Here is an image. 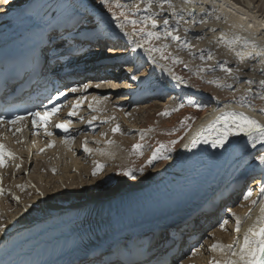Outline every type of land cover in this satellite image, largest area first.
Wrapping results in <instances>:
<instances>
[{"label":"bare ground","instance_id":"bare-ground-1","mask_svg":"<svg viewBox=\"0 0 264 264\" xmlns=\"http://www.w3.org/2000/svg\"><path fill=\"white\" fill-rule=\"evenodd\" d=\"M116 3L123 4L124 8H116ZM121 11L129 19L139 22L135 26L126 23L123 28L119 27L123 22ZM83 17L88 20L85 25L81 22ZM142 18H148L147 22H143ZM153 19L156 20L155 28L152 27ZM165 19L169 21L168 25L163 24ZM25 28L27 32L23 33ZM39 29L44 33L49 30L51 41L72 38V42L80 45L91 43L92 52L101 54L98 57H115L124 51L128 55L119 63L92 64L91 60L95 61L96 56L88 58L89 49L81 50L77 57L88 59L77 66H89L94 73L82 76L81 81L86 83L78 90L84 93L72 97L59 116L48 120L51 121V128L48 127L47 132L51 135L45 132L47 125L43 126L38 134L40 137L42 133L47 136H33V142H38L37 146H33L31 139L27 143L25 134L20 136V141L7 133L3 141L15 155L6 157L5 166L0 167V225L4 226L0 231V247L9 238L29 233L36 226L52 224L77 210L87 214L91 209L95 211L94 207L98 204L133 195L137 190L178 177L182 173L177 166L178 159L184 156L189 140L200 127L218 130L222 121L216 123L215 120L221 112L243 110L264 123V86L259 83L264 79V56L253 55L264 53V0H153L151 7L147 6V0H109L108 4L102 3V0H7L2 4L0 0V45L13 40L18 32L24 37H31ZM140 29L145 32L159 31L160 39L149 41ZM165 30L180 39L165 36ZM95 37L102 39L92 42ZM133 38L143 46L137 48ZM106 47L108 52L104 51ZM152 48L162 51H150ZM144 66L148 71L142 74ZM121 76L124 79L119 84ZM176 76L182 79L177 80ZM95 78L109 80L111 85L125 86L128 88L126 93L130 94L128 97L126 94L116 95L115 98L102 91L90 94L91 85H86L88 81L85 79H93L90 80L93 82ZM166 88L168 93L161 97L156 95L157 99L189 94L207 102V110L195 119L180 149L161 167L139 180L126 179L108 193L95 190L97 177L110 169L116 159H123V148L130 140L125 131L134 127L133 122L138 120L136 110L126 111L122 107ZM175 91L178 93L173 94ZM160 103H164L163 100ZM118 104L123 106L119 109ZM73 111L77 119L70 115ZM63 122H68L67 128L72 127L70 135H66L68 130L56 126ZM114 122L121 127L119 134L111 131ZM230 138L233 145L227 147L226 144L225 153L216 159L207 177L194 191L193 208L184 216L192 215L194 208L210 209L212 203L230 187L240 184L237 172L242 163L252 159L256 153L264 152V143H255L247 135ZM85 145L90 151L85 150ZM97 164L103 165V168L93 175ZM263 173L253 179L249 188L264 184ZM161 186L166 188V184ZM145 202L150 203L149 200ZM249 206L248 201H239L235 197V202L228 207L229 211L223 207L221 215L215 214L218 218L214 223L211 222L215 219L213 215L200 225L202 230L207 228L202 234L207 235L206 243L201 244L203 239L200 236L187 251L195 250L193 254L198 257L187 259L191 255L187 257L185 252L176 262L169 264H213L214 261L224 264L226 260L233 259L231 252L239 249L244 233L258 223L257 218L262 215L264 191L257 203ZM145 212L149 217L155 215L149 210ZM237 218L240 220L239 232L236 231ZM223 219L229 223L224 222L222 228V224L217 223ZM163 222L161 219L154 224L161 226ZM211 226L213 229L207 232ZM147 230L149 227L139 226L121 231V234L109 238L103 247L110 255L120 259L130 254V250L139 248L142 238L138 232ZM127 239H130L128 244L124 243ZM213 244L222 247L213 249ZM228 245H232V249ZM82 254L84 252L77 251L63 261L48 264H67L82 258Z\"/></svg>","mask_w":264,"mask_h":264},{"label":"rangeland","instance_id":"rangeland-1","mask_svg":"<svg viewBox=\"0 0 264 264\" xmlns=\"http://www.w3.org/2000/svg\"><path fill=\"white\" fill-rule=\"evenodd\" d=\"M1 3L3 4L7 2H5V0H1ZM81 22L83 25H85L87 24L88 20L83 17V20ZM108 49L109 48L106 47L104 51L108 52ZM111 54L114 53L111 52ZM241 66L242 65H240V67ZM141 71L142 74L147 73V67L144 66ZM122 77L124 76H121L119 78V84L122 83L124 79ZM95 79L96 80L93 82L90 81L93 79H85V81H88L86 85H91V88H89V90L91 91L90 94H95L102 91L105 92V95L109 94L110 97L113 96L114 98L116 97V95L126 94L128 97L130 94L126 93L128 88L125 86L116 84L111 85L110 81H107L104 78ZM90 94L88 95V97L91 96ZM161 100H163L164 103H160ZM121 104H118L119 109L123 106ZM207 107L208 103L202 100V98L195 97L189 94L179 96L169 95L162 99H157L156 95L152 94V96H147L143 100L133 101L130 102L129 105H124V107L122 108L126 109V111H137L136 113L138 116V120L136 122H133L134 127H129L128 131H125V136H127V138H130V140L129 143L123 148V152H125L123 159H116L117 161H114L110 169L104 172L101 177H97L96 183L94 184L96 188L95 190L108 193L112 188L117 187L126 179L139 180L143 176L152 173L155 169L161 167L168 160V158H170L174 154L175 151L180 149L184 142V137L191 128L193 122L201 113L207 110ZM100 116L101 114L98 115V117ZM118 124V122L113 123V126L111 128L113 134H119L121 132L120 125L119 131L114 132L112 130ZM137 144L141 145V147L137 150H134L133 146ZM154 154L158 156L157 159H152ZM260 156H264V152L256 153L252 157V159L243 162L239 167L237 178L241 180V184L243 186L253 183L255 178L259 176V173L264 172V162H261V160L259 159ZM164 157L168 158L164 159ZM32 165L33 163H31L30 167ZM127 169L133 170L131 176L123 174ZM263 187V183L259 184L258 186H256V188H253L249 191L251 193V196H249L248 199H245L244 196L242 198L239 197L238 200H246L250 204L249 207H252L253 205H255L252 203V201L258 200L262 193ZM16 200L18 199L16 198ZM226 211H229L228 207ZM224 222L229 223L227 219H223L221 220V222L217 223V225L223 224ZM212 229L213 227L211 226L207 230V232H210ZM206 237V234L205 236H202L203 241L201 244L206 243ZM194 251L195 250L186 254L187 257L191 255V257L187 259H196V257H198L193 254ZM199 259H203V256H199Z\"/></svg>","mask_w":264,"mask_h":264},{"label":"snow or ice","instance_id":"snow-or-ice-1","mask_svg":"<svg viewBox=\"0 0 264 264\" xmlns=\"http://www.w3.org/2000/svg\"><path fill=\"white\" fill-rule=\"evenodd\" d=\"M7 2V0H5ZM186 2H191V0H186ZM102 3L108 4L109 0H102ZM153 3V0H147V6L151 7ZM118 9H123L124 5L120 3H116L115 5ZM115 16V13H113ZM120 17L123 18V22L119 25V27L123 28L126 23H131L133 26H135L139 21L136 19H129L127 15L124 14L123 11L120 12ZM148 18H142L143 22H147ZM203 23V21H201ZM164 25H168L169 21L167 19L163 20ZM152 27H156V20H152ZM135 31V28L134 30ZM142 35L146 36L147 39L150 41L152 38H155L157 40L160 39L161 33L159 31H147L145 32L144 29H140ZM165 36H171L173 40H179L180 37L174 35L172 32H169L165 30ZM237 39H239L237 37ZM133 42L136 43V47H142L143 45L141 43H138L133 38ZM232 43V42H230ZM247 43V41H246ZM254 43V42H253ZM164 47H168V45H164ZM111 51V50H110ZM150 51H162L160 48H152ZM237 56L240 55L239 52L236 53ZM253 55L256 56H264V53H255ZM167 58V57H162ZM204 58L203 56L201 57ZM221 67H225V65H221ZM230 71V69H229ZM175 79L181 80L182 78L179 76H176ZM260 85L264 86V79L260 80ZM70 91L75 92L76 89L73 88ZM63 95L64 93H60ZM244 97H241L243 99ZM77 107L79 105H76ZM58 111L57 107H53L50 112H44V113H31V115L39 117L40 120L46 125L47 119L51 114H55ZM70 115H76V113L73 111L70 113ZM23 117H15L13 120L8 121L10 124H14L17 121L22 120ZM222 120L226 127L222 131V133L219 135L217 139L213 141V146L219 144L223 145L225 141L227 140L228 136L236 135L239 133H244L245 135L251 137L255 143H264V123H260L255 118L247 115L244 112H232L225 115H222L217 122ZM4 123L3 117H0V124ZM33 126L36 125V121L33 120ZM59 128H64L67 130L68 122H63L56 125ZM114 132L119 131V125H117L115 128L112 129ZM16 131H20L19 128L16 129ZM45 132L47 135H51L50 132H47V128L45 127ZM48 146H53L52 144H49ZM193 146H195V141H193ZM255 146V144H254ZM141 147V145L137 144L133 146L134 150H137ZM85 150L90 151V149L87 148L85 145ZM43 151V149H41ZM14 153L11 152L6 148L4 144H0V167L5 166V158L6 157H14ZM157 155H153L152 159H157ZM168 157H164V159H167ZM259 159L261 162H264V156H260ZM19 167V165H17ZM103 168V165L97 164L96 167L93 169V175H96L101 169ZM132 169H127L124 171V175L131 176L132 175ZM2 191V189H0ZM264 191V189H262ZM43 195V193H41ZM249 196H251V193L249 192L247 196H245V199H248ZM18 199V198H17ZM253 204L257 203V201L253 200ZM262 215L257 218L258 223H254L252 226H250L247 231L244 233L243 236V243L240 245L238 250L232 251L231 256L233 259L226 260L224 264H264V207L261 208ZM237 228L236 231L239 232V225L240 220L237 218ZM221 227L223 228L224 225L222 224ZM4 229L3 225H0V231ZM222 247V245L219 244H213L212 248H218ZM232 245H228L229 249H232ZM213 264H220V261H214Z\"/></svg>","mask_w":264,"mask_h":264},{"label":"water","instance_id":"water-1","mask_svg":"<svg viewBox=\"0 0 264 264\" xmlns=\"http://www.w3.org/2000/svg\"><path fill=\"white\" fill-rule=\"evenodd\" d=\"M205 135H206V130L204 127H201L197 130V132L194 134V136H192L191 138V141H194V138H205Z\"/></svg>","mask_w":264,"mask_h":264}]
</instances>
